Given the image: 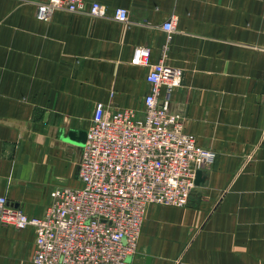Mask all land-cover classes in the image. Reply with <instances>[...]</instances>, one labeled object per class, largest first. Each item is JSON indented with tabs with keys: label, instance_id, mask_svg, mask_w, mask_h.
Masks as SVG:
<instances>
[{
	"label": "crops",
	"instance_id": "1",
	"mask_svg": "<svg viewBox=\"0 0 264 264\" xmlns=\"http://www.w3.org/2000/svg\"><path fill=\"white\" fill-rule=\"evenodd\" d=\"M47 1L0 0V196L43 216L52 191L80 187L96 104L144 114L150 67L131 61L148 48L151 64L182 71L170 110L217 157L186 207H148L129 260L264 264V0H85L108 17L57 11L43 23ZM118 8L127 23L112 18ZM35 241L0 222V264H33Z\"/></svg>",
	"mask_w": 264,
	"mask_h": 264
},
{
	"label": "built area",
	"instance_id": "2",
	"mask_svg": "<svg viewBox=\"0 0 264 264\" xmlns=\"http://www.w3.org/2000/svg\"><path fill=\"white\" fill-rule=\"evenodd\" d=\"M57 11L108 17L106 7L99 2L87 7L85 0H48L38 4L36 17L49 23ZM112 18L125 24L129 12L118 8ZM162 29L165 56L175 20ZM150 58L151 50L139 47L131 61L150 67L142 117L133 109L108 112L96 104L79 164L80 187L52 191L43 216L30 217L0 196V222L35 232L33 264H132L148 207H186L197 172L216 160L217 153L201 147L186 132L183 117L170 110L182 71L163 60L151 64Z\"/></svg>",
	"mask_w": 264,
	"mask_h": 264
},
{
	"label": "water",
	"instance_id": "3",
	"mask_svg": "<svg viewBox=\"0 0 264 264\" xmlns=\"http://www.w3.org/2000/svg\"><path fill=\"white\" fill-rule=\"evenodd\" d=\"M82 138H83V142L81 143V145L85 146L87 140V134L82 135ZM204 181L205 179H204L203 171L199 170L197 172V177H196V186L201 185L202 183H204Z\"/></svg>",
	"mask_w": 264,
	"mask_h": 264
},
{
	"label": "bare ground",
	"instance_id": "4",
	"mask_svg": "<svg viewBox=\"0 0 264 264\" xmlns=\"http://www.w3.org/2000/svg\"><path fill=\"white\" fill-rule=\"evenodd\" d=\"M162 206V205H161ZM165 207H169V206H165ZM148 210V209H147ZM146 214H147V212H146Z\"/></svg>",
	"mask_w": 264,
	"mask_h": 264
},
{
	"label": "rangeland",
	"instance_id": "5",
	"mask_svg": "<svg viewBox=\"0 0 264 264\" xmlns=\"http://www.w3.org/2000/svg\"><path fill=\"white\" fill-rule=\"evenodd\" d=\"M159 206H161V205H159Z\"/></svg>",
	"mask_w": 264,
	"mask_h": 264
}]
</instances>
